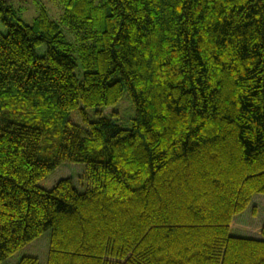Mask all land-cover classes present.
Wrapping results in <instances>:
<instances>
[{
  "label": "trees",
  "instance_id": "obj_1",
  "mask_svg": "<svg viewBox=\"0 0 264 264\" xmlns=\"http://www.w3.org/2000/svg\"><path fill=\"white\" fill-rule=\"evenodd\" d=\"M60 1L0 0V264L47 230L13 264H264L230 227L264 196V0ZM65 163L84 189L37 184Z\"/></svg>",
  "mask_w": 264,
  "mask_h": 264
},
{
  "label": "rangeland",
  "instance_id": "obj_2",
  "mask_svg": "<svg viewBox=\"0 0 264 264\" xmlns=\"http://www.w3.org/2000/svg\"><path fill=\"white\" fill-rule=\"evenodd\" d=\"M6 4L11 5L17 12L18 16L26 23H31L37 15L38 8L43 7L52 19H58L63 13V5L60 0H4ZM6 28L0 23V33L5 34ZM45 45L39 47V52H44ZM112 113V117L123 127H131L132 120L135 116L133 105L124 91L118 103L112 105L106 110ZM85 169L82 163H65L45 177L40 179L37 184L44 188L50 189L61 178L71 177L79 189H84L80 174ZM240 217H235L231 223V230L239 235L261 238V229L264 226V196L255 195L247 209L242 212ZM50 231L47 230L29 244L18 250L15 256L4 260L2 264H13L16 259L22 255H34L40 261H43L47 251Z\"/></svg>",
  "mask_w": 264,
  "mask_h": 264
}]
</instances>
